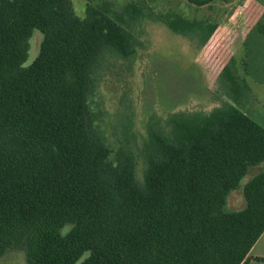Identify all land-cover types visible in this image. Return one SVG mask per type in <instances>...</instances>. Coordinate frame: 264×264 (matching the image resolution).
Listing matches in <instances>:
<instances>
[{
    "label": "trees",
    "instance_id": "1",
    "mask_svg": "<svg viewBox=\"0 0 264 264\" xmlns=\"http://www.w3.org/2000/svg\"><path fill=\"white\" fill-rule=\"evenodd\" d=\"M128 26L109 0H87L84 17L72 0H0V259L245 264L264 233V169L243 186L246 206L226 209L264 162V127L234 104L156 134L142 179L133 152L107 141L90 98L108 53L135 54Z\"/></svg>",
    "mask_w": 264,
    "mask_h": 264
},
{
    "label": "rangeland",
    "instance_id": "2",
    "mask_svg": "<svg viewBox=\"0 0 264 264\" xmlns=\"http://www.w3.org/2000/svg\"><path fill=\"white\" fill-rule=\"evenodd\" d=\"M72 1L84 17L87 0ZM109 1L129 23L135 54H107L90 104L113 149L125 146L136 156L139 179L155 135L171 136L178 119L232 103L264 127V0H216L205 6L186 0ZM178 19L195 27L177 30L171 24ZM42 40L43 33L35 29L24 66L36 59ZM227 66L234 82L223 75ZM263 169L264 162L242 179L228 195L227 210L246 206L243 186ZM24 256L10 251L0 264H26Z\"/></svg>",
    "mask_w": 264,
    "mask_h": 264
},
{
    "label": "crops",
    "instance_id": "3",
    "mask_svg": "<svg viewBox=\"0 0 264 264\" xmlns=\"http://www.w3.org/2000/svg\"><path fill=\"white\" fill-rule=\"evenodd\" d=\"M255 250H257L258 253L254 254L253 252ZM255 257H264V233L261 235V237L258 239V241L255 243V245L251 249L249 253V258L245 262V264H250L251 262L258 261L255 259ZM258 262H264V261H258Z\"/></svg>",
    "mask_w": 264,
    "mask_h": 264
}]
</instances>
